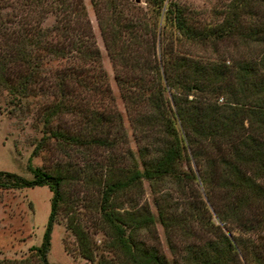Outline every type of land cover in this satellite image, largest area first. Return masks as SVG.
Returning a JSON list of instances; mask_svg holds the SVG:
<instances>
[{"label": "trees", "instance_id": "16d2710c", "mask_svg": "<svg viewBox=\"0 0 264 264\" xmlns=\"http://www.w3.org/2000/svg\"><path fill=\"white\" fill-rule=\"evenodd\" d=\"M90 1L130 122L148 140L138 146L137 159L127 149L129 165L122 152L82 170L84 184L99 189L97 224L105 245L129 264H264V48L230 63L219 49L229 38L264 44L257 14L264 0H229L214 22H194L177 0H144V7L136 0ZM0 86L18 104L41 99L40 145L53 138L60 146L110 152L124 141L122 115L113 105L83 0H0ZM69 114L78 121L75 130L62 125ZM27 168L30 178L0 170V187L47 185L52 194L40 244L17 262L35 257L37 264H59L46 257L50 231L65 201L63 187L79 171L70 163L46 169L30 158ZM167 178L178 184L199 180L218 221L210 215L200 221L215 236L186 242L179 261L137 236L155 220L167 231L187 230L188 220L198 216L190 206L175 213L165 197L156 203V216L135 206L132 193L142 191L143 180ZM213 190L221 191L218 202L210 197ZM66 226L79 254L93 260L96 247L82 221L70 213ZM234 229L248 236L232 235ZM98 264L118 263L99 258Z\"/></svg>", "mask_w": 264, "mask_h": 264}, {"label": "rangeland", "instance_id": "374dc122", "mask_svg": "<svg viewBox=\"0 0 264 264\" xmlns=\"http://www.w3.org/2000/svg\"><path fill=\"white\" fill-rule=\"evenodd\" d=\"M136 1L142 7L145 6L144 0ZM177 1L187 7L194 22L219 20L218 13L229 2V0ZM83 3L96 44L100 50L102 66L107 73V80L114 97L113 105L122 115L124 141L110 152L102 147L85 149L84 147L60 146L53 138L45 139V142H41L40 145L39 141L43 132L38 109L42 103L41 99L29 97L18 104L16 101H12L13 99H11L6 88L0 86V170L15 172L30 178L31 173L27 168L29 158L32 165L42 166L46 169L70 163L79 171V178L72 180L63 187L65 201L59 204L54 216L50 231V245L46 253L47 260L59 264H98V259L103 258L111 263L129 264L119 258L116 253L111 252L110 248L105 245L107 236L99 230L97 224L99 189L93 184H84L82 170L88 163L97 164L100 167L106 161L107 154L119 156V153L123 152V157H125L127 149L137 159L138 146L147 143L148 140L142 138L130 122V116L126 112L118 85L114 79V66L106 52L92 3L90 0H83ZM258 8L257 14L264 23V5H259ZM50 21L51 18H48L46 23ZM263 48V43L247 44L238 38H229L219 43V49H222L227 56V63H230L231 60L252 58L258 55ZM197 51L200 53L207 52L202 47H198ZM63 121L66 123L61 122L62 125H66L71 130H75L78 126V121L70 114L64 115ZM36 145L37 152L32 154ZM130 163L131 160L128 157L123 159V164L129 165ZM183 165L186 166L187 164ZM190 167L198 176L199 172L193 160L190 161ZM99 170L100 168L93 170V172ZM51 194L47 185L21 188L0 187V264H23L17 260L31 252L30 246L40 244L49 216ZM132 195L135 198V206H146L154 216L157 214L156 203L164 204L163 197L169 205H172L171 209L175 213L184 212L183 209L189 206L197 213L196 218L188 220L187 230L176 227L167 231L158 220H155L149 228L139 229L137 236L147 244L158 246L169 260L175 258L179 261V255L182 253L181 246L186 242L198 243L215 236L210 228L208 229L200 223L201 220H207L209 215L214 223L218 221L199 180L181 184L169 178L157 181L155 184L143 180L142 191L133 192ZM210 195L211 199L218 202L221 198V191L213 190ZM127 198L128 195H122L120 201L123 207L129 208ZM203 203H205L207 210L203 207ZM70 213L82 221L93 238L96 247L93 260L83 257L77 250L75 235L66 226V219ZM222 229L227 232L224 228ZM232 233V235L239 233L243 237L248 236L247 233L236 229ZM8 259L16 260L7 262ZM24 264H37V261L35 257H30V260Z\"/></svg>", "mask_w": 264, "mask_h": 264}]
</instances>
